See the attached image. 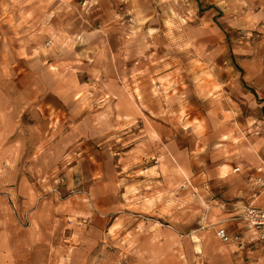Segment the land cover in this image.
I'll return each instance as SVG.
<instances>
[{
  "label": "rangeland",
  "instance_id": "obj_1",
  "mask_svg": "<svg viewBox=\"0 0 264 264\" xmlns=\"http://www.w3.org/2000/svg\"><path fill=\"white\" fill-rule=\"evenodd\" d=\"M91 4L95 9L90 3L0 0V264H68L66 254L56 256L60 243L70 245L69 253L74 249L71 264H142L152 241L104 239L94 230L85 239L60 240L65 206L77 219L89 205L110 220L121 202L124 217L165 225L172 248L183 238L191 255L188 235L213 233L204 219L218 206L205 203L228 201L222 187L212 185L211 168L199 176L202 158L211 162L217 148L214 139L202 137L218 125V108L233 106L223 115L236 124L249 119L252 138L262 131L264 93L242 79L234 53L245 46L250 51L242 57L264 54V0ZM102 39L106 49L92 47ZM162 65L178 69L177 76L157 80ZM119 71L127 75L116 76ZM196 71L198 89L190 79ZM175 78L185 84L164 149L157 130L156 143L149 137L146 119L148 108L162 110L160 92ZM196 112L199 121L183 130L182 120L190 125L195 120L188 115ZM157 114V120L163 116ZM150 167L149 177L144 170ZM158 168L171 170L164 193ZM244 173L252 190L264 189L249 180L259 176L255 169ZM201 183L211 185L201 193L195 189ZM156 188L159 193L144 196ZM138 200L149 209L136 210Z\"/></svg>",
  "mask_w": 264,
  "mask_h": 264
},
{
  "label": "crops",
  "instance_id": "obj_2",
  "mask_svg": "<svg viewBox=\"0 0 264 264\" xmlns=\"http://www.w3.org/2000/svg\"><path fill=\"white\" fill-rule=\"evenodd\" d=\"M59 1L60 3L66 5L82 4L85 6L87 4L89 5L90 3L89 8L95 9L93 4H91L93 0H58V2ZM92 32L93 31L90 33ZM104 41L105 39H102V42L100 43L99 41L98 45H95L94 43L91 45H93V48L97 47L100 49H106ZM238 42L241 41L239 40ZM240 48L241 47L238 46V49ZM243 49L245 50H236L234 53L236 63L243 71L242 79L245 82H250L252 87L255 89V92L262 94L264 93V54L260 52L255 56L242 57L241 55H244L245 51H250V48H245V46ZM240 57H242V59H240ZM162 66L164 67V65ZM163 67L159 72H154V76H156L157 80L158 78H171L177 76L176 72L178 69L176 70L173 68V70L170 71L171 68L166 70L165 67L164 69ZM197 72L198 71L193 73V75L190 77V79L195 82L196 89H198L197 87L200 88L201 85L197 82ZM159 73L162 74L161 77L159 76ZM122 74L127 75V73H122V71L115 72L116 76ZM172 81V85L174 82H176L174 86L171 85L166 89L162 88V91L160 92V97H162L161 100L164 102V107L162 110H157L155 107L148 108L149 114L147 115L146 119L147 133L150 135L149 137H152L151 140L153 143H156L153 133H155L157 130L161 138H163L162 146L164 149L165 145H167L165 138H169L171 135L172 124L170 116L180 112L179 108L175 106H177V104L182 101L181 97L183 95L181 92L183 91L181 86L185 84V80L182 78H175ZM215 82L218 83L219 87H223L224 85V83L219 82L216 79ZM229 82L230 81L227 83ZM197 84L199 86H197ZM160 87H162V85H160ZM209 90L210 88H208V91ZM220 96H223V94ZM167 100H169L168 103ZM138 109L140 110V108ZM233 110L234 107L229 105L223 106L221 109L218 108V125L215 127L213 132L210 131L202 137L206 139L204 142L214 139L213 142L217 148H215L211 162H209L208 158H202L199 166L204 167V169L201 171L199 176L203 177V174H205V167L208 166L211 168L209 169L210 171L206 172L214 178L212 185L214 186L217 184L222 187L221 190H219V193H221V197L223 199H227L228 201L218 199V201L212 200L210 202H204L207 207H213L214 204L218 206L217 212L215 214L206 216V219H204L206 223H210L213 226V233L189 234V240L191 239V241L194 243V249L190 251L191 255H188V251L184 249V245L181 244L183 243L181 242L183 241V238L179 239L180 243L177 250L172 248L170 244L171 234L165 232V225L157 228L155 224L150 222V219H145V217H142L141 215H136L134 218L124 217L122 208L125 207V205L122 202L119 206H117V208H115V216L110 220L107 219L106 212H92V209L89 205L83 206V217L82 219H77L73 216V214L77 212L73 211L72 207L65 206L64 214H66L67 217H62L61 221L58 223V231L60 232V236L62 235L60 240H62V242L71 241L78 236L79 239H85L88 238L90 231L94 230L98 232V234L104 235V239L114 238L122 240L127 236H133L134 239L137 240H143L147 242L152 241L153 243H150V247L147 249V254L142 260L145 262H142V264H264V246L253 249V251L248 255L247 259V256H245V251L238 249L234 245H223L214 234L216 229L224 227L230 234H242L245 237L249 236L250 233L247 229V226L240 218L242 209L249 205L264 208V189L259 188L257 190H252V187H250V184H248L247 180L245 179L246 174L244 173L248 169H255L258 172L257 175H264V119L260 120V124H258V127L262 128L260 135L252 138V136L249 135L250 130L248 129L250 126L249 119H247L246 123L244 122L242 124H236L226 119V117L223 115V113H232ZM140 113L142 114V112ZM161 113L163 116L158 120L155 119L156 114L159 115ZM141 114H138V116L135 115L134 118L137 120L141 119ZM201 115L202 114H200V112L188 115L190 119L195 121H191V124L185 127V120H182L183 124H180L181 128L183 130L188 129L189 127L192 128L195 122L199 121L198 118L199 116L201 117ZM176 129H179V126H177ZM200 140H196V142L198 143ZM209 144L210 143H207L206 145ZM203 145H205V143ZM200 148L203 149L204 147ZM208 149H210V147H208ZM156 162V164H158L159 160H156ZM156 166L157 165H154L153 167L156 168ZM236 167L240 168L239 173H235L233 171ZM151 168L152 167L146 168L144 170V172L147 173L149 177L152 176L150 173H153L151 172ZM154 171L157 173L158 177H163L162 181L159 180L157 182L160 183L161 181L163 184L162 191L164 193V186H167L166 184L168 183L164 177H166V175H170L171 170L169 172L168 170L165 171L162 168H158L157 170L154 169ZM152 182V184L156 183L155 181ZM210 185V183H201L200 185L195 186L196 188H194L199 189V191L203 193L209 189ZM157 189L159 188H156V190ZM156 190L152 193L146 192L144 193V196L146 197L154 195L155 193H159L161 189L157 191ZM139 201L140 200L134 203L136 210L149 209L150 206L148 204ZM156 205V202H154L153 206ZM166 227L170 228L169 226ZM62 228L63 232H61ZM62 248H68V250H64ZM69 248L70 245L67 246L66 244L60 243L56 252V256L60 257L63 255L65 256L66 254L67 263L71 264L70 260L68 259L70 253H72L74 249H70L71 252L69 253ZM190 257L194 258V260H191Z\"/></svg>",
  "mask_w": 264,
  "mask_h": 264
},
{
  "label": "built area",
  "instance_id": "obj_3",
  "mask_svg": "<svg viewBox=\"0 0 264 264\" xmlns=\"http://www.w3.org/2000/svg\"><path fill=\"white\" fill-rule=\"evenodd\" d=\"M238 170V167L234 168V172ZM249 180L264 187V175L251 176ZM240 218L245 222L250 233L249 236L230 234L224 227L216 229L214 234L222 244L234 245L238 249L245 251V256L248 259V255L253 249L264 246V208L252 205L246 206L242 209Z\"/></svg>",
  "mask_w": 264,
  "mask_h": 264
},
{
  "label": "trees",
  "instance_id": "obj_4",
  "mask_svg": "<svg viewBox=\"0 0 264 264\" xmlns=\"http://www.w3.org/2000/svg\"><path fill=\"white\" fill-rule=\"evenodd\" d=\"M235 67H237V66H235ZM238 68V67H237Z\"/></svg>",
  "mask_w": 264,
  "mask_h": 264
}]
</instances>
